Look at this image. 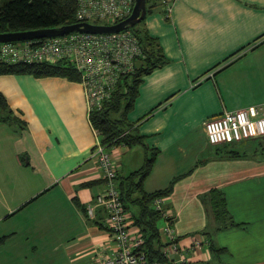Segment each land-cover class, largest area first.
<instances>
[{
	"label": "crops",
	"instance_id": "crops-1",
	"mask_svg": "<svg viewBox=\"0 0 264 264\" xmlns=\"http://www.w3.org/2000/svg\"><path fill=\"white\" fill-rule=\"evenodd\" d=\"M165 13L156 8L144 25L166 61L143 76L127 115L158 150L143 189L179 178L162 209L187 264H264V141L262 152L250 147L264 136L235 144L254 140L246 157L226 159L202 128L223 110L264 105V0H171ZM0 93L9 116L0 119V264H98L114 241L99 228L101 209L86 213L104 181L82 82L2 74ZM108 153L122 175L144 159L141 147ZM211 189L239 224L215 235L218 258L203 233Z\"/></svg>",
	"mask_w": 264,
	"mask_h": 264
},
{
	"label": "trees",
	"instance_id": "trees-1",
	"mask_svg": "<svg viewBox=\"0 0 264 264\" xmlns=\"http://www.w3.org/2000/svg\"><path fill=\"white\" fill-rule=\"evenodd\" d=\"M158 7H162L168 17L169 13L162 4L146 0L145 17L129 28L138 41L141 55L134 60L133 70L119 77L110 97L102 102L101 107L89 111V120L98 134L100 144L106 151L117 145L142 148L144 159L138 169L127 175L117 172L115 177L117 190L124 211L130 216L132 225L138 228L142 234L143 244L139 250L144 254L148 264H172L162 253L165 243L160 229L164 219L161 213L152 207V204L157 198L169 196L173 185L179 178L172 179L163 190L150 194L144 191V182L152 170L158 150L146 143L145 136L140 133L138 124L127 119L143 76L166 61L159 42L149 34L144 25L146 16ZM76 10L75 0H0V32L52 28L78 22ZM91 23L100 24L99 22ZM2 74H29L34 77L59 76L70 81H81L80 72L69 60L65 59L54 63L19 62L9 64L0 62V75ZM7 110L6 101L0 93L1 120L9 118ZM236 143L238 142L214 144L215 155L226 159L246 157L244 151H238ZM103 181V189L96 195L95 201L90 206L95 205L97 196L104 192L106 180L103 179ZM90 185H92L91 182L84 183L81 187ZM201 198L208 210L207 224L203 233L208 242L211 258H218L224 249L219 248L214 242L215 235L224 230L239 227V224L233 220L229 213L223 192L211 189ZM75 203L81 208L78 201L75 200ZM99 208L103 215V209ZM168 221L170 222L169 219ZM99 228L110 233V229L104 223V218L103 226L99 225Z\"/></svg>",
	"mask_w": 264,
	"mask_h": 264
},
{
	"label": "built area",
	"instance_id": "built-area-1",
	"mask_svg": "<svg viewBox=\"0 0 264 264\" xmlns=\"http://www.w3.org/2000/svg\"><path fill=\"white\" fill-rule=\"evenodd\" d=\"M78 21L112 24L128 16L134 0H75ZM156 1L171 11V0ZM141 49L133 32L128 28L114 33L69 32L63 35L32 38L0 43V62H49L69 60L81 74V82L89 111L101 107L121 75L131 72L134 60ZM202 128L210 144L241 142L264 136V105L251 104L236 110H223L220 114L206 118ZM100 161L106 188L99 194L96 204L88 207L93 216L96 207L103 209L104 223L110 229L114 241L112 252L98 264H148L139 250L143 237L132 225L130 216L124 211L117 190L115 177L118 166L108 151L98 143L92 152ZM163 198L154 200L152 207L161 213L165 225L161 227L165 247L163 255L172 264H187L176 237L171 233L166 211L162 209ZM205 243L208 245L206 239ZM199 247L195 243L194 247Z\"/></svg>",
	"mask_w": 264,
	"mask_h": 264
},
{
	"label": "water",
	"instance_id": "water-1",
	"mask_svg": "<svg viewBox=\"0 0 264 264\" xmlns=\"http://www.w3.org/2000/svg\"><path fill=\"white\" fill-rule=\"evenodd\" d=\"M145 15L146 0H134V5L130 14L112 24H94L88 21H78L52 28L0 32V43L58 36L74 31L95 34L114 33L136 25L145 17Z\"/></svg>",
	"mask_w": 264,
	"mask_h": 264
},
{
	"label": "rangeland",
	"instance_id": "rangeland-1",
	"mask_svg": "<svg viewBox=\"0 0 264 264\" xmlns=\"http://www.w3.org/2000/svg\"><path fill=\"white\" fill-rule=\"evenodd\" d=\"M250 141V140H249ZM264 141V139L262 140V141H260V139L259 140H255V144L253 145L252 143H254V140H253V142H247V144H245V145H247V146H244V145H236V148L238 149V151H240V152H243V151H246V152H250L249 150L250 149H248V145H253V146H250V147H253V149L251 150L252 152H251V154H253V152L255 153V151H257L258 153L259 152H262V151H258V150H260L261 148V146H259V144L261 143V142H263ZM162 224V223H161Z\"/></svg>",
	"mask_w": 264,
	"mask_h": 264
}]
</instances>
